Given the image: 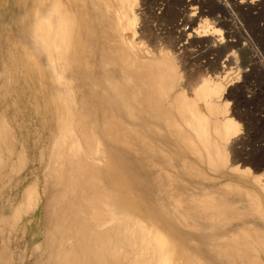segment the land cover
Listing matches in <instances>:
<instances>
[{"label":"bare ground","instance_id":"6f19581e","mask_svg":"<svg viewBox=\"0 0 264 264\" xmlns=\"http://www.w3.org/2000/svg\"><path fill=\"white\" fill-rule=\"evenodd\" d=\"M126 1L86 0L95 22L92 33L103 30L112 39L111 11L131 27L134 3L144 6L148 0ZM256 1L236 4L253 11ZM71 2L11 0L0 12V183L4 174L17 177L16 164L25 166L27 160L32 136L20 134L15 122L22 110L27 117L28 98L44 128L34 143L38 165L28 173L30 184L26 187L25 176L18 184L15 180L16 193L0 202V214L6 209L0 216V252L13 263L10 245L18 222L43 199L42 208L50 213L41 217L45 233L38 240L44 251L39 264H264V199L233 181L215 188L205 170L228 165L264 193L259 168L253 170L248 162L239 166L234 155L231 159L242 131L228 88L236 73L230 65L235 54L228 53L221 68L216 63L214 72L190 89L182 83L175 52L150 47L139 35L138 46L90 47L87 66L93 71L80 73L78 49L69 47L66 36L75 28ZM202 12L191 15L199 25L188 36L187 27L179 24L183 35L226 52L237 46L226 40L219 17L210 19ZM70 65L77 66L72 76ZM73 77L82 84L90 79L83 100ZM131 79L136 86L125 89L123 83ZM133 96L136 103H130ZM175 108L181 110V120ZM166 130L170 141L164 140ZM36 179L39 184L32 187ZM229 188L246 198L232 195ZM28 197L34 202L21 212ZM241 203L243 212L250 209L247 219L246 212L236 209Z\"/></svg>","mask_w":264,"mask_h":264},{"label":"rangeland","instance_id":"374dc122","mask_svg":"<svg viewBox=\"0 0 264 264\" xmlns=\"http://www.w3.org/2000/svg\"><path fill=\"white\" fill-rule=\"evenodd\" d=\"M10 1L11 0H0V12L6 8V5L9 4ZM67 1L71 2L72 0H67ZM195 2L192 1L190 2V0H148L147 4L144 6L142 5L143 3L141 4V2L140 3L135 2L134 12L132 13L131 16V19L133 18V22L131 24L132 26L129 28L128 26H126V23L119 17V13L111 11L112 13L111 24L114 21L115 22L112 25L110 24L111 25L110 28H112L111 30H114V32L112 31L113 34L110 32V35L111 36L113 35L112 39H110L108 38L110 36L109 35L106 36L105 33H103V30L100 33L98 32L92 33L91 26L95 22L89 19L91 16V14L89 16L88 13L89 12L88 6L90 5V3L86 2V0H73V2H71V8L69 10L71 14L70 21L73 25H75V28L74 30L69 28L66 33V36L70 43L69 47L70 48L74 47L78 49L77 58L78 57L80 58L78 63L80 64L79 65L80 69L78 70L80 73H84V74L93 71V69H90L91 70L90 71L89 67L87 66V58L92 57L90 47H106L108 50L109 46L112 47L113 45L115 47L116 46L124 47L125 45L128 46L130 42L135 46H138L139 42L137 41V38H139V35H142L141 39L144 40L148 46L150 47L156 46V48L167 47L168 49L175 52L174 55L178 62L179 71L182 74H184L183 75L184 79L182 83L185 84V87L191 89L201 79H203L208 75H211L214 72L215 70L214 68H216L215 67L216 63L218 64L220 62L218 65L221 68L225 62V59H227V55L233 52L235 54L234 56L236 57L234 63L230 65L233 68H235L233 71H236V73H234V76L232 75L234 79L231 76L233 81L230 79L231 81L230 80L228 81L229 84L228 82L226 83L228 84L229 92L232 93V97L230 98L232 112L234 113V117L241 123L242 131L241 134L238 136L237 140H235L236 142L233 144L234 145L233 147H235L233 150L235 152H231V156H232L231 159L235 157L234 159H236L235 160L236 164L238 162V165L241 167L242 165L245 164V162H248L247 165L250 166L253 170L259 168L258 169L259 172L264 174V0L256 1L255 2L256 9L253 11L250 9L246 10L248 9L247 6L243 8L244 10L239 9L237 7L236 0L234 1L233 0H195ZM126 3L127 1L125 2V5ZM159 8L160 9L165 8V11L161 13L160 10H158ZM187 9L189 11H187ZM142 10L144 11L143 12L144 15L142 14V16L145 18H142V16H140L141 17L140 18L138 17V15H136L137 12L141 13ZM156 11L157 13H160L159 15L163 14V17L161 16L162 19L161 18L155 19V17L157 16H155L153 12ZM201 11H203L202 13H204L205 16L209 17L210 19H215L219 17V21L222 23L221 27L223 29V35L225 36L226 40H234L235 42L237 41L235 43L237 44V46L232 47L230 49L231 51L229 50L226 52L225 49H223L224 47L212 48L211 46L212 44L209 43V41L202 43L201 46L199 43L197 44L193 43L194 39H189L187 36L190 33H192L194 29L198 27L199 23L198 22L193 23V21H195L196 19L193 20L194 17L192 16L193 14H200ZM172 13L175 15L172 16ZM98 18L103 22L102 15H100V17ZM179 24H181L182 25L181 27L183 28L187 27L186 29L189 30L186 33L187 36L185 33L183 35V33L180 32ZM114 27L116 29H113ZM183 36L186 37L187 39L183 38ZM117 37L118 38L122 37V38L118 39ZM117 39L119 40V42H115ZM188 39L190 42L188 41ZM209 39L210 38H205L204 40L206 41ZM225 65L231 67L230 65H228V63H226ZM114 70L115 67L112 68L113 72H115ZM68 71L71 74V76L74 75V72L77 71V66L73 68L72 65H70L68 67ZM218 71H221V69L220 70L218 69ZM73 78H74L73 79L74 86L79 91L78 97H81V99L83 100L84 86H86L87 83H89L90 79L83 80V84H84L83 85L78 79H76L75 77ZM136 82L137 81H135V79L128 80L123 83V87L125 89L128 88L132 90L136 86L137 84ZM115 99L119 100L118 98ZM28 100L30 101V99L28 98L26 100L28 102L27 107L29 108L28 111L29 113L27 112V117L24 116V112L22 110L17 114L16 117L17 120L16 122L18 124L15 122V126L18 125L16 126V128L18 129L20 134L25 133V136L28 138L29 135L32 136L29 138L30 145L27 151V160L24 161L25 166L21 161H19L16 164L17 168L14 173L17 174V177L14 174H9L7 176H5V174L3 175L2 177L3 179H1V183H0L3 184V187H0V190L3 189L2 195L0 194L2 196V198L0 196L1 199L0 202H3V200L5 201L7 198L11 196L12 193H16L15 188L17 184L20 182L21 180L20 178H23L24 176L26 177L24 183L26 184V187H28V184H30V181L32 180L28 176V173L29 172L31 173L38 165V163H36L37 161H35L36 157H34L36 153L34 143L36 142L38 137L41 134H43V130H44L43 119H41L39 113H36V111L32 107V104L30 105L31 102H29ZM80 101L81 100L79 99V104ZM130 103H136L135 96L131 98ZM119 104L121 107L120 111H124V105L122 104V101H118L117 105ZM81 110L83 113L84 112L83 108H81ZM173 111L175 113L178 112V114L176 113L177 115L180 114L179 119L181 120V110L179 108L177 109L175 108L173 109ZM123 115L126 117L124 113ZM37 126L39 128H37ZM165 127L166 126H164V129H167ZM167 130L165 132L166 137H164V140L167 139V141H170L172 137L171 135H169ZM19 149H21V144H19ZM189 155L192 154L190 153ZM252 160L254 162H252ZM260 163L263 164L261 165V167L259 166ZM20 164L23 165V166L21 165L22 168L20 167ZM227 166L228 165H225L224 167L219 168V170L216 172L212 171L211 168H209V166H205L206 167L205 170L208 173H210L209 175L211 177H213L212 183L215 188L220 186V182L233 181L248 187L255 194L259 193L258 195L261 196L262 199H264V193L262 192V190L258 185L254 184L253 180L246 178L240 173L229 169ZM17 170H19L20 172ZM5 180L8 186L4 184L6 183ZM9 180L10 181L13 180V181L10 182ZM15 180L16 182L17 181L19 182H17L16 184ZM38 181L39 179H36L35 182L36 185H33L32 187L38 186L39 184ZM34 189L30 190V195H32V197L34 196L33 194ZM227 191L229 193L231 192V194L235 195L236 197L237 196L241 197L240 194H242V193L238 194V191L230 188ZM3 195L5 198L3 197ZM244 196L245 195L242 194V198L245 199L246 197ZM42 200H40L38 203H36L35 206H33L30 213L26 212V214L23 215L24 218H22L20 224L18 222L17 231L14 234V241L11 242L10 245L14 249V250L12 249L11 252L13 259L12 264H34V263L39 264L38 262L41 263L40 255L44 254V251L42 249V245L40 246L43 239H40L39 237L40 236L43 237L44 235L43 233H45V228L43 225H41L43 223L41 217L43 215L45 216V214L47 215L48 213H50V209L42 208L43 207L41 205ZM29 202L30 199L28 197L25 200V204L23 205V209H21V212L27 211L29 209L28 208L29 204H32L34 200H32L30 203ZM237 205H236L237 206L236 209H239L240 207L241 212H243L242 207L245 209V204L241 203ZM5 210L6 209H3L2 213L5 212ZM2 213L0 214V216L2 215ZM250 214L251 213L249 209V212H246L243 215V219H247ZM25 223L26 225L28 224L27 225L28 227L27 226L23 227V224L25 225ZM38 240H40L41 242ZM1 252H0V264H8L9 261L5 258L4 253L2 254ZM211 263L216 264L217 262L216 260H211ZM9 264H11V262Z\"/></svg>","mask_w":264,"mask_h":264}]
</instances>
